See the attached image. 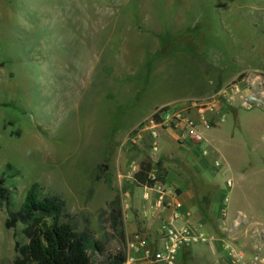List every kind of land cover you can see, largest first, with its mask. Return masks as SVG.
<instances>
[{"label": "rangeland", "instance_id": "rangeland-1", "mask_svg": "<svg viewBox=\"0 0 264 264\" xmlns=\"http://www.w3.org/2000/svg\"><path fill=\"white\" fill-rule=\"evenodd\" d=\"M233 86L264 93V0H0V180L15 210L37 184L99 238L117 184L163 166L237 264H264V108L229 102ZM163 109L203 143L173 122L135 144ZM7 211L0 264L25 243Z\"/></svg>", "mask_w": 264, "mask_h": 264}, {"label": "trees", "instance_id": "trees-1", "mask_svg": "<svg viewBox=\"0 0 264 264\" xmlns=\"http://www.w3.org/2000/svg\"><path fill=\"white\" fill-rule=\"evenodd\" d=\"M157 116V115H156ZM147 170L140 175L143 182ZM145 173V174H144ZM167 171L159 167L160 181ZM38 185L27 192L20 209H14V192L0 180V210L7 209L6 228L24 226V244L16 245V257L8 264H126L128 242L123 227V202L118 193L97 213L101 235L79 228L88 219L83 214L68 211L65 199L59 195L40 196Z\"/></svg>", "mask_w": 264, "mask_h": 264}, {"label": "crops", "instance_id": "crops-1", "mask_svg": "<svg viewBox=\"0 0 264 264\" xmlns=\"http://www.w3.org/2000/svg\"><path fill=\"white\" fill-rule=\"evenodd\" d=\"M157 173L152 174L154 176ZM143 180L141 182L131 178L117 184L123 202V227L128 242L127 264H164L155 262L154 256L164 246L160 226L163 223H172L171 216L176 202L182 204L183 218L172 224L177 228H186L193 234L204 235L210 239L208 243L196 244L186 249L182 257L180 256L178 264H237L238 253L227 242L220 243L212 228H209L204 220L198 218L199 215L195 211L199 210L196 207V197L193 193L185 191L182 195L176 194L173 183L165 178L162 184L169 192L171 206H168L165 212L154 215L146 214V211L151 210L154 205L155 194L152 193L149 200L144 199L152 184L146 178ZM226 245L235 252L234 258H228L224 253L220 255V248ZM240 257L243 258L241 253Z\"/></svg>", "mask_w": 264, "mask_h": 264}, {"label": "built area", "instance_id": "built-area-1", "mask_svg": "<svg viewBox=\"0 0 264 264\" xmlns=\"http://www.w3.org/2000/svg\"><path fill=\"white\" fill-rule=\"evenodd\" d=\"M225 95L228 97V101L231 103L238 102L242 108L251 110L255 107L264 108V93L258 92H244L233 86L227 90ZM157 115V116H156ZM153 118L142 122L135 128L131 135L132 141L136 144L144 138L146 135H150L154 139L164 137L167 133L165 127L170 126L171 123H183L185 126L184 139L191 138L195 143H203L204 138L202 133L197 129L196 124L193 121L182 118V115L172 109H163L159 111ZM148 178H146L147 180ZM152 187L149 188V192L144 196L145 200L150 199L152 193L155 194L154 205L151 210L146 211V214H157L165 212L168 206H171L169 201V192L165 190L162 181L157 179V176H152ZM151 184V183H150ZM183 218L182 204L180 202L175 203L174 212L171 216V222L181 221ZM172 223H163L160 226V232L164 241V246L155 254V262H161L164 264H178L179 256L186 249L191 248L196 244L208 243V239L204 235L193 234L189 229H180L174 226ZM128 262V261H127ZM127 264V263H126Z\"/></svg>", "mask_w": 264, "mask_h": 264}]
</instances>
